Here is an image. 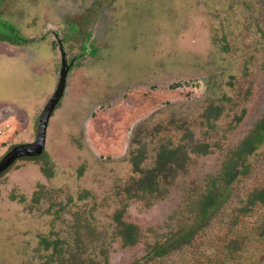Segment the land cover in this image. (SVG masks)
Here are the masks:
<instances>
[{
	"label": "rangeland",
	"instance_id": "obj_1",
	"mask_svg": "<svg viewBox=\"0 0 264 264\" xmlns=\"http://www.w3.org/2000/svg\"><path fill=\"white\" fill-rule=\"evenodd\" d=\"M56 37L75 62L42 154L0 174V264H40L41 237L108 264H264V206L241 210L264 186V140L207 225L144 260L191 222L188 200L264 115V0H0V38L16 41H0V159L35 138L58 79ZM184 134L210 152L148 202L127 199L129 153L149 166L159 144ZM124 204L140 232L127 247L111 219Z\"/></svg>",
	"mask_w": 264,
	"mask_h": 264
},
{
	"label": "trees",
	"instance_id": "obj_2",
	"mask_svg": "<svg viewBox=\"0 0 264 264\" xmlns=\"http://www.w3.org/2000/svg\"><path fill=\"white\" fill-rule=\"evenodd\" d=\"M8 39L0 38V41L9 42L11 40L10 44L16 42L10 38ZM207 112L216 117L219 115L220 108L209 107ZM240 119L241 117H237V120ZM188 134H184L182 136L183 142L175 146L170 143L159 144L153 153L152 164L149 166L144 165L146 156H144L145 153L143 151L137 149L129 153L128 162L132 176L121 189L127 199L148 202L149 198L162 194L173 184L177 176L186 170L192 155H206L210 152L207 143L193 142ZM263 140L264 115L252 125L239 144L227 152L218 173L208 175L205 178L204 186L199 189L194 197L188 200L187 206L190 208L188 212L192 214L191 222L182 230L175 232L170 238L167 237L162 243L155 242L151 245L150 253L144 257V260L147 261L154 257L162 258L175 245L188 244L193 236L207 225V221L225 204L238 177L247 173L248 157L261 145ZM43 157L47 158V155ZM30 158L35 160V157ZM39 170L47 178L53 176V171L50 167L40 165ZM37 188L38 190L34 192V197L38 196L37 198H39L42 186L37 185ZM19 200L23 201L24 198L20 196ZM257 204L264 206V186L248 195L247 206L245 205L241 210L248 212ZM126 208L127 205L124 204L113 212L111 218L114 223V235L120 239L124 247L135 245L140 235L139 228L135 224L123 220ZM37 252L40 253V264H108L107 257H103L101 261H95L92 258L83 259L73 255L68 243L60 239L41 237ZM134 264H139V262Z\"/></svg>",
	"mask_w": 264,
	"mask_h": 264
},
{
	"label": "water",
	"instance_id": "obj_3",
	"mask_svg": "<svg viewBox=\"0 0 264 264\" xmlns=\"http://www.w3.org/2000/svg\"><path fill=\"white\" fill-rule=\"evenodd\" d=\"M56 42L61 58L58 79L54 92L38 115L35 138L32 142L19 144L9 149V151L0 159V174L10 167L17 159L36 157L41 155L44 150L48 122L64 94L67 73L72 66V61L67 63L63 45L57 37Z\"/></svg>",
	"mask_w": 264,
	"mask_h": 264
},
{
	"label": "flooded vegetation",
	"instance_id": "obj_4",
	"mask_svg": "<svg viewBox=\"0 0 264 264\" xmlns=\"http://www.w3.org/2000/svg\"><path fill=\"white\" fill-rule=\"evenodd\" d=\"M71 61H72V66L69 68V71H70V70H71V68L73 67V65H74V62H75V59H74V58H73V59L71 58V59H69V60L67 61V63H70ZM69 71H68V72H69ZM67 76H68V73H67ZM66 81H67V79H66ZM65 90H66V89H65ZM64 92H65V91H64ZM63 96H64V94H63ZM63 96H62V98H61L60 102L62 101V99H63ZM60 102H59V104H60ZM57 107H58V105H57ZM57 107H56V108H57ZM55 110H56V109H55ZM55 110H54V111H55ZM50 118H51V117H50ZM49 120H50V119H49ZM48 123H49V122H48ZM47 128H48V127H47ZM46 132H47V131H46ZM15 146H16V145H15Z\"/></svg>",
	"mask_w": 264,
	"mask_h": 264
},
{
	"label": "built area",
	"instance_id": "obj_5",
	"mask_svg": "<svg viewBox=\"0 0 264 264\" xmlns=\"http://www.w3.org/2000/svg\"><path fill=\"white\" fill-rule=\"evenodd\" d=\"M3 128H5L6 130H8L9 129V125L8 124H5V125H3L1 122H0V136L1 135H4V133L6 132V130L3 132Z\"/></svg>",
	"mask_w": 264,
	"mask_h": 264
},
{
	"label": "crops",
	"instance_id": "obj_6",
	"mask_svg": "<svg viewBox=\"0 0 264 264\" xmlns=\"http://www.w3.org/2000/svg\"><path fill=\"white\" fill-rule=\"evenodd\" d=\"M15 110V109H14Z\"/></svg>",
	"mask_w": 264,
	"mask_h": 264
}]
</instances>
